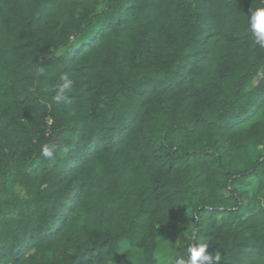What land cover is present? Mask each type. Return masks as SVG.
I'll list each match as a JSON object with an SVG mask.
<instances>
[{
	"label": "trees",
	"instance_id": "trees-1",
	"mask_svg": "<svg viewBox=\"0 0 264 264\" xmlns=\"http://www.w3.org/2000/svg\"><path fill=\"white\" fill-rule=\"evenodd\" d=\"M257 6L0 0V264H264Z\"/></svg>",
	"mask_w": 264,
	"mask_h": 264
},
{
	"label": "clouds",
	"instance_id": "clouds-1",
	"mask_svg": "<svg viewBox=\"0 0 264 264\" xmlns=\"http://www.w3.org/2000/svg\"><path fill=\"white\" fill-rule=\"evenodd\" d=\"M249 31L255 45L264 48V6H257L248 20ZM74 81L68 73H63L59 77V83L55 85L53 101L58 106L70 103L69 93L73 90ZM55 145H45L42 148V155L46 158H53ZM255 153L264 155V143L256 146ZM173 264H220L221 255L217 250L215 253H208V244L193 243L188 247L185 256H171Z\"/></svg>",
	"mask_w": 264,
	"mask_h": 264
},
{
	"label": "rangeland",
	"instance_id": "rangeland-1",
	"mask_svg": "<svg viewBox=\"0 0 264 264\" xmlns=\"http://www.w3.org/2000/svg\"><path fill=\"white\" fill-rule=\"evenodd\" d=\"M190 232V227H188L187 233ZM177 244L172 243L170 245H167L164 250L159 255V261L161 264H170L172 259H170V255L173 256L174 252L176 250Z\"/></svg>",
	"mask_w": 264,
	"mask_h": 264
}]
</instances>
